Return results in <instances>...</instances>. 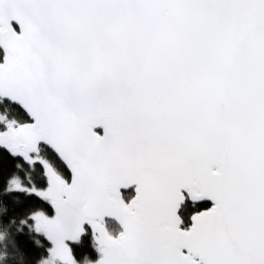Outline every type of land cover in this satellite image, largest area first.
<instances>
[{
    "label": "snow or ice",
    "instance_id": "6c2138e0",
    "mask_svg": "<svg viewBox=\"0 0 264 264\" xmlns=\"http://www.w3.org/2000/svg\"><path fill=\"white\" fill-rule=\"evenodd\" d=\"M5 158L0 264H264V0H0Z\"/></svg>",
    "mask_w": 264,
    "mask_h": 264
},
{
    "label": "trees",
    "instance_id": "16d2710c",
    "mask_svg": "<svg viewBox=\"0 0 264 264\" xmlns=\"http://www.w3.org/2000/svg\"><path fill=\"white\" fill-rule=\"evenodd\" d=\"M11 163L12 162L9 159H7V158H5L4 160L0 161V170H3L5 173H7L11 169ZM21 244H22V246H24V238L23 237H21ZM27 251L29 253H31L34 250L31 249V248H28ZM77 255L81 256V257L86 256V255L87 256H91L92 253H91L90 248L85 247V248L79 249L77 251Z\"/></svg>",
    "mask_w": 264,
    "mask_h": 264
},
{
    "label": "water",
    "instance_id": "95a60500",
    "mask_svg": "<svg viewBox=\"0 0 264 264\" xmlns=\"http://www.w3.org/2000/svg\"><path fill=\"white\" fill-rule=\"evenodd\" d=\"M101 134H102V132H101ZM210 203V202H209Z\"/></svg>",
    "mask_w": 264,
    "mask_h": 264
}]
</instances>
